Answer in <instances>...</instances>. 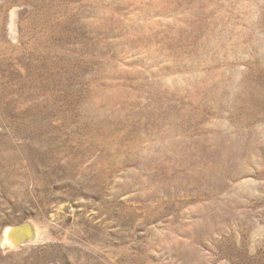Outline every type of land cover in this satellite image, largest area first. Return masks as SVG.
Here are the masks:
<instances>
[{
    "label": "rangeland",
    "instance_id": "obj_1",
    "mask_svg": "<svg viewBox=\"0 0 264 264\" xmlns=\"http://www.w3.org/2000/svg\"><path fill=\"white\" fill-rule=\"evenodd\" d=\"M0 264H264V0H0Z\"/></svg>",
    "mask_w": 264,
    "mask_h": 264
},
{
    "label": "bare ground",
    "instance_id": "obj_2",
    "mask_svg": "<svg viewBox=\"0 0 264 264\" xmlns=\"http://www.w3.org/2000/svg\"><path fill=\"white\" fill-rule=\"evenodd\" d=\"M31 224L34 226V228H35V232H36V238H35V240L37 239V236H38V240H39V238L41 237H43V235L41 236V234H38L37 233V230H36V225H34L32 222H31ZM18 225H20V224H18ZM15 226H17V225H13V226H10V227H8L7 229H6V231H5V235H4V248L6 249V250H15V249H19V248H21V247H23V246H25V245H27V244H31V243H33L34 241H32V242H30V243H26V244H24L23 246H21V247H19V248H16L15 247V244H16V242H15V240H17V239H20V242H24L25 240H27L28 238H30V237H32V230H31V228H29V227H23V228H19V229H16L15 231H14V233L12 234V239H8L7 238V235L9 234V231L13 228V227H15ZM40 236V237H39ZM37 240V241H38Z\"/></svg>",
    "mask_w": 264,
    "mask_h": 264
},
{
    "label": "water",
    "instance_id": "obj_3",
    "mask_svg": "<svg viewBox=\"0 0 264 264\" xmlns=\"http://www.w3.org/2000/svg\"><path fill=\"white\" fill-rule=\"evenodd\" d=\"M23 227H29V228H31V230H32V237L28 238V239L25 240L24 242H20V239L15 240V242H16L15 247H16V248H19V247L23 246V245L26 244V243H30V242H32V241H34L35 238H36L35 228H34V226L31 224V222H24V223H22V224H20V225H17V226H15V227H13V228L9 231V234L7 235V238H8V239H12V234L14 233V231H15L16 229L23 228ZM4 235H5V232H4ZM3 237H4V236H3ZM3 247H4V240H3ZM4 249H5V248H4ZM5 250H6V249H5Z\"/></svg>",
    "mask_w": 264,
    "mask_h": 264
}]
</instances>
